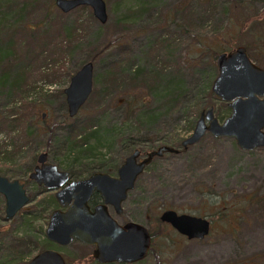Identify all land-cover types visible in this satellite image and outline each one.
<instances>
[{"label":"rangeland","instance_id":"1","mask_svg":"<svg viewBox=\"0 0 264 264\" xmlns=\"http://www.w3.org/2000/svg\"><path fill=\"white\" fill-rule=\"evenodd\" d=\"M54 1L0 0V53L14 56H1L0 75H16L21 80L24 72L22 90L36 88L38 93L48 92L53 97L46 105L36 103L32 113L26 111L29 137L15 138L0 131V175L19 181L30 198L29 204L7 221L5 200L0 195L1 264L17 261L11 248L25 255L24 263L47 250L43 247L49 242L45 234L49 215L60 207L52 198L53 192L30 181L29 174L43 153L48 163L65 170L67 159L61 150L71 125L95 126L102 132L116 129L118 138L126 137L127 141L110 150L95 149L93 155L105 153L104 161L121 162L137 149L146 154L164 145L181 151L180 143L191 136V122L198 119L203 108L213 107L219 123L224 122L230 109L225 102L209 96L207 90L208 82L218 75L216 58L203 54L195 43L203 39L211 46L230 48L232 24L261 14L264 8V0H245L251 7L249 12L233 13L228 9L230 0H210L212 7L218 4L215 16L209 18L206 5H199L193 23L192 17L184 22L182 16H174L171 11L185 1L196 4L201 0H104L108 20L101 24L88 7L63 15ZM47 5L50 15L43 21ZM221 8H227L230 14L226 16ZM258 26L257 32L264 34V22ZM60 27L78 36L68 49L71 53L67 59L57 48ZM182 31L189 34L183 36ZM241 41L232 50L246 48L243 43L253 41L247 55L253 64L264 68L260 53L264 47H258L254 36H243ZM89 62L94 66L92 101H87L76 117L68 118L63 91ZM147 69L158 77L152 79ZM135 71L139 73L134 75ZM20 83L18 80L16 84ZM130 93L145 97L144 105L138 103L144 110L138 107L133 118L127 119L125 103ZM16 96L7 91L0 98V119L14 109L21 112L19 106H12ZM129 137L136 141H129ZM88 142L90 147L97 143L95 139ZM5 151L8 155L4 157ZM145 170L139 178V193L131 195L125 208L132 212L129 216L133 220L148 225L159 237L154 239L153 253L137 264H264V149L244 152L233 140L207 134L186 151L154 158ZM78 172L83 174L81 179L88 176L84 169ZM108 173L116 175L113 169ZM29 210L39 219L32 225L22 219ZM165 210L205 217L212 231L203 241H189L168 225L156 222ZM30 232L36 238L34 245L26 246L31 234L27 238L23 234ZM51 247L64 255L67 264H97L91 260L93 248L84 243Z\"/></svg>","mask_w":264,"mask_h":264},{"label":"water","instance_id":"2","mask_svg":"<svg viewBox=\"0 0 264 264\" xmlns=\"http://www.w3.org/2000/svg\"><path fill=\"white\" fill-rule=\"evenodd\" d=\"M54 4L63 15L88 7L101 24L108 20L104 0H55ZM216 57L218 75L211 90L216 99L227 104L231 114L219 123L213 107L202 111L191 136L181 142L182 150L198 144L207 134L216 139L233 140L244 152L264 149V68L252 63L243 46ZM93 67L92 62L83 65L63 91L68 118L76 117L91 96ZM179 153L180 150L164 145L146 154L137 150L126 157L116 179L106 173H95L72 181L67 172L48 163L45 153L39 155L29 180L54 192L56 203L62 209H55L49 215L47 240L59 247H70L74 241L95 246L92 254L98 264H137L145 260L152 242L148 229L139 223L121 226L107 209L111 206L116 215L121 214L128 191L154 158ZM95 193L100 194L102 206L92 212L87 204ZM0 195L5 199L7 221L16 217L30 201L25 186L2 176ZM159 221L189 241H203L212 231L207 218L178 214L174 210L163 211ZM27 264H66V261L64 255L50 249L40 251Z\"/></svg>","mask_w":264,"mask_h":264},{"label":"trees","instance_id":"3","mask_svg":"<svg viewBox=\"0 0 264 264\" xmlns=\"http://www.w3.org/2000/svg\"><path fill=\"white\" fill-rule=\"evenodd\" d=\"M230 1H231L230 3H232V6H230V8H228V9L233 13L249 12V10L251 9L250 4L245 0H230ZM227 2H229V1H227ZM211 3L212 2L210 0L197 1L196 4L193 1L192 2L191 1H185V3L180 4L175 9H173L171 12L173 13L172 15H174V16L175 15L182 16L184 22H186V20L191 19V17H192V22L194 23L196 21V18H197V16H196L197 14H195L197 11L196 9H199V7L196 8V6H199V5L205 6L206 5L207 10H205V11H206V13H208L209 18H213L215 16V14L218 10V4H216V7H212ZM51 6H53V5H51ZM200 8H201L200 10L203 9V7H200ZM221 9L226 12V16H228V14H230V12H228L229 10H227V8H224V9L221 8ZM45 11H46V15L44 16L43 21H45V19L48 18V16L50 15V11H51L50 6L47 5ZM262 11L263 12L261 14H255L252 17L248 16L244 21H242V19H240L238 21V23L236 22V24H232V29H231L232 32L231 31L230 32L232 35L231 42H233V46H231L230 48H226L223 46L218 47L216 45H215L216 47L211 46V45H209L210 43H205L203 39L202 40L198 39L196 41L195 45L197 47H199L200 49H202L203 54H205V55L211 54L213 59L217 58L216 56L220 55L223 52H225V53L231 52L232 49L235 47L234 45L236 42L242 43L241 39L243 36L244 37L245 36H254L255 42L257 44H259L258 47H264V34L261 32H259V33L257 32L258 27H259L258 25L261 24L262 22H264L263 21L264 8ZM195 16H196V18H195ZM242 16L243 15L241 14L240 17H242ZM57 31H58V33H57L58 38H61V41H60V43H58L57 48L61 53H63V57H65L67 59L69 53H71L68 49L71 47V45H74V43L77 42L76 41L78 38L77 33H76V35L73 32L69 33L67 30H65L64 27L58 28ZM182 34L184 36V35H187L189 33L186 31H182ZM253 41H250V44L243 43V45L246 46V48L245 47L244 48L248 52H250L251 49L254 47V46L252 47ZM212 43H214V42H212ZM214 47H215V49L213 50ZM260 53L262 56H264V50H261ZM9 55L11 58H14L13 55H11V54H9ZM9 55H6L5 53H0V58H1V56H2V58H7V57H9ZM65 58H63V61L65 60ZM211 63H213V60H211ZM150 67L152 68V66H150ZM160 70H162V68H160ZM162 71H164V70H162ZM133 73H134V75H137L139 73V71H135ZM151 74H152V71L147 69V75L149 76ZM22 76L23 77L20 80L16 75H14L13 77H8L5 73L0 75V98L5 93H7V91H9V93H12L13 95H18V97L16 96V100L13 101L12 106L13 107L19 106L21 109L20 113L16 112L17 109H14L12 113L8 114L4 118L1 117V119H0V131L6 132L7 135L13 134L15 136V138H16V136H20L21 138L29 137L30 131H28L29 129L27 128L28 120L26 118L27 117L26 111L29 110V112L32 113V111H34V109H35L34 106L36 105V103L46 105L51 99H53V97L50 96L48 94V92L43 93V91H42V92L38 93L36 91V88H30L29 90H22V87L24 84V72H23ZM141 76H144V75H141ZM141 76L139 75L138 77H141ZM156 77H158L157 74H155V75L152 74V79L156 78ZM215 78L212 77L211 80L207 84V90L209 91L208 95L211 96L212 98H214V96H213V93L211 90V86H212V83L215 80ZM18 80L21 82L20 84H16ZM172 83H173V81L170 82L169 84H172ZM92 98L93 97L91 95L90 99L88 100L89 103L92 101ZM179 98H181V96H178V99ZM127 99H129V100L126 101V103H125L126 109H125L124 114H125L127 119H131V118H133V116L135 114V110L138 107H140V109H139L140 111L144 110V108H141V106H139L138 103H139V101H141V104L144 105L143 99H145V97L141 98L136 93H134V94L130 93V94H128ZM25 103H27V104H25ZM63 106L65 107V102L63 103ZM210 108L201 109V111L198 112L199 116L201 115L202 111H206ZM22 110H24V111L22 112ZM64 110L66 111V107L64 108ZM29 117H30V115H29ZM41 118H42V116H41ZM142 118L144 119L145 115ZM195 122L196 121L191 122V126L189 127L190 130H193V128L195 126ZM17 128L19 129V131H17ZM49 134H52V130H49ZM119 135L120 134L119 133L117 134L116 129L111 130V132H102L101 130H99L95 126L80 127V126H76V125H71L70 126V134L65 139V142H64V144L62 146V150H61L63 152V155L66 157L65 160L67 159V161H66L67 167L65 168V170H62V171L69 173L70 178L71 179L73 178L76 180L81 179L83 176L82 173H79V172L76 173V171L83 170V169L86 170L88 176L94 174L95 172H100V173H104V174L108 173V169H113V171H115V169L123 161H121V162L104 161V157L106 156L105 153L104 154L101 153L99 155L98 154L93 155V154L98 149L99 150L100 149L110 150V148H114L115 146L118 145V143H122V141L126 140V137L118 138ZM100 136H102V137H100ZM15 138L12 137L11 140H14ZM129 138H130L129 141H133V142L136 141L134 138H131V137H129ZM90 139H95L97 141L96 145H94L93 147L88 146V144H89L88 140H90ZM118 141H120V142H118ZM28 143L22 144L24 146L21 145L20 149H24L25 147H27ZM166 143L167 142H165L163 144H166ZM64 145H65V148H64ZM20 149H19V151H20ZM106 150H105V152H106ZM133 151H135V150H133ZM5 155H8L6 151L4 152V157H5ZM1 156H3V155L0 154V157ZM2 165H4V164H2ZM5 165H7V161L5 162ZM0 176H2V175H0ZM52 198H54V197L52 196ZM52 201H53V205H54L55 204L54 199ZM51 205H50V207H51ZM50 207L48 206L46 211H48L50 209ZM43 218H45V217H43ZM22 219H24V221L27 225H32L33 223H36L39 221V219L35 215V212L30 211V210L23 215ZM44 220H46V218ZM156 220H157L156 222L158 224H160V223L164 224L161 221H158V218H156ZM30 234H31V239L28 240V242H26V243L24 241L26 246L34 245L33 240H34V238H36V236H35V234H33V232L24 233L23 235H25L27 238L28 235H30ZM41 234H43V231H41ZM153 236H154V239L159 237L156 235H153ZM43 237L45 238V234H43ZM22 242L23 241L19 242L20 245H23ZM50 245L52 246L54 244H52V242H50V243L48 242L47 246H45L43 248L50 250V249H52V247L49 248ZM36 246H38V245L36 244ZM152 251H154V244H153ZM11 252L17 256V261H14V262L7 261L4 264H18V263L23 264L26 261L25 255L19 254V253L16 254V251L13 248H11ZM91 260L93 261L92 258H91ZM24 264H27V263H24Z\"/></svg>","mask_w":264,"mask_h":264},{"label":"flooded vegetation","instance_id":"4","mask_svg":"<svg viewBox=\"0 0 264 264\" xmlns=\"http://www.w3.org/2000/svg\"><path fill=\"white\" fill-rule=\"evenodd\" d=\"M247 53V52H246ZM249 56V55H248ZM250 58V57H249ZM251 60V59H250ZM180 145H181V143H180ZM137 150H139V149H137ZM137 150H135V151H137ZM181 151H183V150H181ZM180 151V152H181ZM134 151H132L131 153H133ZM140 152L142 153V154H144L141 150H140ZM130 153V154H131ZM129 154V155H130ZM128 155V156H129ZM127 157V156H126ZM38 159V158H37ZM125 159L126 158H124V161L115 169V171H116V175L115 176H112L111 174H109V173H106V174H108L110 177H112V178H114V179H116V177H118V175H117V173H118V169L121 167V165H123V163L125 162ZM139 160H142V157H140V159ZM152 163V162H151ZM150 163V164H151ZM147 168V167H146ZM145 168V169H146ZM33 171V170H32ZM62 171V170H61ZM146 171V170H145ZM145 171L141 174V175H139L138 176V178L136 179V182H135V184H134V187H133V189L132 190H129L128 191V194H127V199H126V201H124L123 203H122V212H121V214H119V215H116V212L114 211V209H113V207H111V206H108V213H109V215H111V212L117 217V218H120V221H118V220H116L114 217H113V215H111V217L117 222V224H120L121 226H126V224H129V223H139V222H137V221H135V220H133V218L132 217H130L129 216V214H131L132 212H129L128 210H126V208H125V206H126V203L129 201V199H130V197H131V195L132 194H134V193H139L138 192V187H139V185H138V183L140 182L139 181V178L145 173ZM95 173H100V172H95ZM94 173V174H95ZM69 174V173H68ZM94 174H92V175H94ZM102 174H104V173H102ZM92 175H90V176H92ZM90 176H87V177H85V178H88V177H90ZM85 178H83V179H85ZM83 179H79V180H83ZM72 180H76V179H71L70 178V181H72ZM43 187V186H42ZM53 196H54V192H53ZM54 198H55V196H54ZM30 199V198H29ZM5 200V199H4ZM56 201V200H55ZM87 205H89V207H90V210L93 212L94 210H95V208L96 207H98V206H102V200H101V196H100V194H97V193H95L93 196H92V198H91V200L88 202V204ZM60 210H62L61 208H59ZM55 210V209H54ZM65 210V209H64ZM179 214V213H178ZM126 215L127 216H129V217H127L125 220H123V218H125L126 217ZM190 215V214H189ZM139 224H141V225H143L144 227H146V229H148V225H146V224H143L142 222H140ZM148 231L150 232V236H151V240H152V242H151V246H150V249H149V251H150V253H149V255H148V257L150 256V254L151 253H153V251H152V248H153V244H154V234L151 232V230L150 229H148ZM88 246V245H87ZM89 247H91V246H89ZM91 248H93V251H94V249H95V246L94 247H91ZM54 250V249H53ZM93 251H92V253H93ZM147 257V258H148ZM65 258V257H64ZM146 258V259H147ZM66 259V258H65ZM92 259H93V261L94 262H96V260H94V258H93V254H92ZM66 261V260H65ZM144 261V260H143ZM97 263V262H96ZM67 264V263H66ZM106 264H116V263H106ZM118 264V263H117Z\"/></svg>","mask_w":264,"mask_h":264}]
</instances>
